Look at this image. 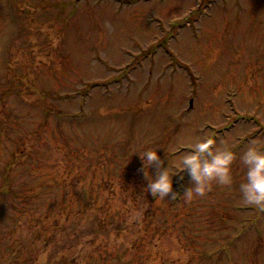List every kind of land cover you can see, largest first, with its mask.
Listing matches in <instances>:
<instances>
[{"label":"rangeland","instance_id":"obj_1","mask_svg":"<svg viewBox=\"0 0 264 264\" xmlns=\"http://www.w3.org/2000/svg\"><path fill=\"white\" fill-rule=\"evenodd\" d=\"M4 77L16 85L32 80L40 91L65 98L55 105L59 109L83 111L81 123L66 126L81 147L82 168L75 173L87 176L74 191L84 196L94 182L100 197L90 212L124 208L129 217L112 224L110 212L102 223L107 232L98 239L85 235L90 221L82 218L76 230L55 231L45 246L44 238L35 239L23 205L0 201V264H203L191 240L195 234H184L182 223L179 231L157 230L166 205L146 198L148 180L137 152L157 147L167 163V155L176 160L207 135L237 152L253 139L264 149V0H0ZM0 95H6L1 88ZM10 105L22 110L16 98ZM9 120L16 123H0ZM51 149L46 155L41 150L37 159L46 165L32 173L65 177L67 157ZM151 170L155 176L157 168ZM245 172L238 159L231 184L209 182L203 194L185 197L187 207L194 211L199 197L214 189L237 208L233 219L254 218L264 229V208L246 202L240 191ZM73 188H66L69 206L80 208L84 201L75 203ZM74 220L64 217L62 224ZM255 240L250 231L234 251L236 264H264V246L255 262L251 258Z\"/></svg>","mask_w":264,"mask_h":264},{"label":"trees","instance_id":"obj_2","mask_svg":"<svg viewBox=\"0 0 264 264\" xmlns=\"http://www.w3.org/2000/svg\"><path fill=\"white\" fill-rule=\"evenodd\" d=\"M16 83L17 81L12 78H0V88L6 92V95H0L1 105L4 108L3 111H0L1 120L11 118L16 121V123H12L9 120L3 126L0 120L2 123H0V138L4 135L7 141L3 145L0 144V157H5L0 173L2 179L0 201L10 202L16 208L19 204L23 205V209L31 215V224H35V239L44 238L45 246L51 241L55 231L76 230L77 224L82 218H87L90 221L85 235L95 234V239H98L100 233L107 232L102 223L110 212H114L109 217L110 222L114 224L117 219L123 221L126 219V215L129 217L127 214L129 210L124 208L110 210L103 206L91 213L92 207L94 208L100 197L99 192L94 190L95 183L90 184V188L84 196L82 191L77 194L74 191L78 185L86 183L87 176L81 171L75 173L82 168L81 147L73 140L78 137L75 136L71 139L72 136L68 134L72 128L67 131L66 126L68 124L73 126L76 121L81 123L83 111L79 110V112L70 114L59 109L55 105L57 102L64 101L65 98L54 97L49 92L40 91L32 80L23 79L19 84L16 85ZM28 94L33 95L34 99L27 100L26 95ZM13 98L20 100L21 111H18V108L13 110L11 107L10 102ZM34 121V124H30ZM73 133L75 134L74 131ZM51 146L64 152L67 157V161L64 162L65 177L56 174L52 177H41L32 173L33 170L45 167L46 162H42L43 159H37V157L41 154V150L45 155L48 154L52 150ZM59 164L57 163L56 166ZM71 175L74 176L71 177ZM180 176H184V179L181 180ZM189 179L191 178L186 171L176 174L174 192L179 195L175 199H173L172 193H169L166 198H157L150 192L145 194L151 205L157 204L159 201H161L160 206L163 203L166 205L164 212L160 213L155 221L158 224L157 230L174 228L176 224L182 223V226H179L182 227L184 234L189 232L195 234L191 240L196 241L195 249L198 248V254L203 264H212L213 259L216 260L215 264H220L222 258L230 259L231 264L238 263L234 259V251L241 248L240 246L246 240L249 232L254 230L256 232L255 249L250 251L251 258L255 262V254L259 256L264 246L262 240L264 229L256 224L254 218H251L252 220L248 218L233 219V213L237 208L229 206L225 202L226 197H220L221 195H218L214 189H211V193L206 192L205 196L199 197L198 205L194 206L197 208L193 211L192 208L187 207V199L183 196L187 189L185 184ZM71 186L74 187L70 189L71 194L77 196L75 203H81L83 200L84 206H80V208L69 206L71 198L67 197L69 193L66 188H71ZM7 195L10 196L9 200L5 199ZM109 201L110 198L105 199L106 203ZM183 208L186 209V212L182 210ZM64 217L67 219L66 222L71 217L75 220L65 226L66 222L62 224ZM233 220L235 223L232 222ZM180 227L175 229L179 231ZM123 229L124 227H120L119 232H122ZM152 230L154 229L152 228ZM154 234H156L155 230ZM200 235L214 237L203 242L198 238ZM137 252L141 254L144 250L141 248Z\"/></svg>","mask_w":264,"mask_h":264},{"label":"clouds","instance_id":"obj_3","mask_svg":"<svg viewBox=\"0 0 264 264\" xmlns=\"http://www.w3.org/2000/svg\"><path fill=\"white\" fill-rule=\"evenodd\" d=\"M139 153L143 161L142 171L148 184L144 192H151L157 198H166L169 193L173 199L179 193L174 192V176L178 172H187L193 182L183 196L191 199L194 193L203 194L211 181L231 184L233 180L232 167L239 159L246 168V179L240 184L244 200L264 208V149L258 140L247 142L239 152L228 141H217L213 136H202L191 145V150L179 155L178 159L170 161L167 155L161 156L157 147H149ZM157 168L155 176L152 167ZM183 180L184 176H180Z\"/></svg>","mask_w":264,"mask_h":264}]
</instances>
